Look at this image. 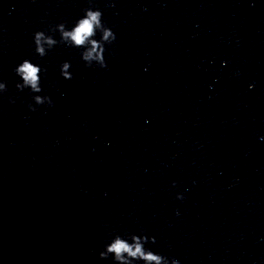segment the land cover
Instances as JSON below:
<instances>
[{
    "label": "clouds",
    "instance_id": "1",
    "mask_svg": "<svg viewBox=\"0 0 264 264\" xmlns=\"http://www.w3.org/2000/svg\"><path fill=\"white\" fill-rule=\"evenodd\" d=\"M89 7L84 9V14L79 17L71 28H68L65 23L56 24L50 29L51 32H58L60 39L57 40L53 35L47 34L45 31H36L33 34V42L35 53L43 58L48 52L58 44L68 45L74 48H82V60L87 66L96 63L99 67H106L105 61V45L112 44L116 40V34L103 23V13L99 9H94L92 0H88ZM101 34L99 40L95 39L97 33ZM47 45V47H45ZM71 63L65 61L60 66V74L66 80H72V73L69 71ZM14 73L20 78L16 88L19 91L29 89L31 93H41V76L47 72L46 68L33 63L30 59H23L13 69ZM6 83L0 81V93H6ZM32 99L35 105L47 104L52 106L53 101L49 96L33 95ZM10 103H15L14 99L9 98ZM31 111H36L33 104L28 105ZM182 199V196H178ZM110 239H107L103 247L99 251V259L107 260L112 258L113 264H180L179 260L158 254L151 249H146L145 244L149 241L155 243V237L146 235L132 234L127 238L120 234H109Z\"/></svg>",
    "mask_w": 264,
    "mask_h": 264
}]
</instances>
